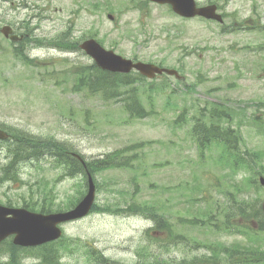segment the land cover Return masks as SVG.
<instances>
[{"label": "rangeland", "instance_id": "374dc122", "mask_svg": "<svg viewBox=\"0 0 264 264\" xmlns=\"http://www.w3.org/2000/svg\"><path fill=\"white\" fill-rule=\"evenodd\" d=\"M139 1L0 0V29L6 24L16 29L29 25L32 36L49 39H82L92 33L125 57L161 62L184 75L181 81L158 77L153 92L143 83L141 102L151 113L131 117L121 99L104 100L87 88L74 89L72 69L93 63L81 49L31 46L28 53L34 59L20 57L16 45L0 32V127L61 141L87 160L127 146L132 150V144L143 146L131 153L138 154L134 168L118 166L94 174L96 203L112 209L134 202L154 206L158 218L170 222L173 234L187 239L169 232L154 239L147 231L154 223L145 215L95 211L64 224L63 240L37 254H23L22 264L43 262V253L50 249L59 255L60 264H99L91 255L95 249L117 264H137L143 253L194 259L208 254L200 244L205 242L247 243L264 250L259 219L242 221L245 234L227 233L232 224L231 231L236 230L237 214L226 219L227 210L234 211L245 198L264 202V185L250 181L264 177L254 174L264 167V132L256 123L264 121V50H257L264 47V0H198L201 5L222 4L226 24L250 19L253 26H261L235 32H222L220 24L202 18H182L167 5L142 3L141 9L135 6ZM110 4L118 15L114 20L107 16ZM211 103L233 108L236 142L243 136L242 150L237 151L257 159L254 169L224 164L216 142L201 154L190 127L199 107ZM185 108L187 121L179 122ZM14 147V140L0 141V178L21 177L0 181V203L22 207L27 201L38 209L43 203L67 209L86 193L85 174L66 176L64 167L44 156L10 166ZM209 217L212 221L205 227L186 223H207ZM1 246L0 264H9V253H2L6 245ZM250 259L251 264H264L262 256Z\"/></svg>", "mask_w": 264, "mask_h": 264}, {"label": "trees", "instance_id": "16d2710c", "mask_svg": "<svg viewBox=\"0 0 264 264\" xmlns=\"http://www.w3.org/2000/svg\"><path fill=\"white\" fill-rule=\"evenodd\" d=\"M142 3L147 4V0H141L135 6H141L144 8ZM59 45L66 49H78V44L73 43L68 38H62V41H56ZM17 54H21L23 57L28 58L24 51L23 43L20 42L19 46H16ZM75 71L74 75H77V80L75 82V90H81L83 88H87L89 93L91 94H99L104 100H112V99H121L124 102V105H128V109L131 110L134 114H141L145 111L144 106L141 102L140 98V91L141 85L143 83L149 84V90L151 92L158 90L155 86V80H148L141 75H136L134 73L130 74H122V73H112L109 71L102 70L97 67L96 64H86V65H78L73 70ZM223 109V108H222ZM205 110V111H204ZM225 109L221 110L217 106L213 107H203L200 109V115L196 120V124L193 127V133L196 138L199 140V145L201 147L208 146L213 139L222 140L226 151L228 153L229 161L231 166L248 164L251 167L250 162H248L244 156L240 155L237 151V146H232L228 141L230 137H232V132H235L232 129L231 125V116L230 113L224 111ZM226 121L230 124L229 127L226 129L221 128L222 122ZM236 139V138H233ZM13 140L15 147L11 149V156L13 159L10 163V166L16 163L19 160H30L33 158H39L44 156V158H49L53 160V165L58 167H64L65 174H78L84 173L85 167L81 163L79 159L73 157L70 153L69 148L55 140V139H43L27 133L25 131H17L13 132ZM128 152V157H126V153ZM130 149H125L124 151H116L113 153L107 154L104 158L93 159L90 161H86L87 168L91 172L98 173L100 171L106 170L108 168L118 167V166H128L132 167L133 165V158L134 156H130L131 152ZM258 156H261L260 153H257ZM9 167V166H8ZM263 170L260 172L262 173ZM7 180H21L19 175H11L8 178H0L1 182H5ZM253 182L254 180L251 178L250 180ZM242 201L239 205L240 215L244 218V222L250 223L256 219H259V231L264 232V215L262 210L259 207V204L256 205V202H251L250 200ZM259 201L258 198L255 201ZM245 202V203H244ZM76 203L72 202L71 206H74ZM8 205L12 206L10 202ZM25 207L35 210V211H42V212H50L54 211V207L52 205H47L43 203L39 209L33 205L25 201ZM156 206V205H155ZM242 207V208H241ZM57 210H61L58 208ZM94 210L98 212H112V213H119L120 211L126 210L128 213L134 214H141L148 217H151L155 220V228L158 229H166L170 234L173 235L172 225L166 218L161 219L158 218V209L154 206L148 204H142L138 202H134L133 204L128 205V209H123L117 207L116 209H112L110 206L100 207L98 204L94 206ZM231 214L229 213L226 216V219H230ZM212 217H209L210 222ZM193 224H197L198 221L193 220L191 221ZM206 225V223H204ZM217 226H219L217 224ZM251 228H254L250 226ZM255 229V228H254ZM248 230H245L247 233ZM150 233V230H149ZM53 242L49 244H45L43 246L37 248H26L21 247L18 245L13 244L12 240L8 239L2 243L1 247H4V251L2 253H9V264H22L21 257L23 254H37L36 252L44 251V249L49 248V245H52ZM246 245V246H245ZM235 244L232 247L227 245H219L214 243H206V246L214 252L213 256H206L203 257L202 262L211 263L213 262L219 255L218 249L220 251H225L227 253H236L239 249L244 248V264H251L252 260L250 256H254L256 259L259 256L264 257V250L257 249L260 247H254L251 244ZM49 251V252H48ZM47 252V253H46ZM43 253V262L39 264H60L58 261L59 255L56 256V251L53 249L47 250ZM101 253V252H100ZM91 254L95 257L96 260H99V264H105L107 259L95 252L94 250ZM137 264H182L177 263L173 259H164L158 257L156 255H149L147 253H143L142 257L140 258Z\"/></svg>", "mask_w": 264, "mask_h": 264}, {"label": "water", "instance_id": "95a60500", "mask_svg": "<svg viewBox=\"0 0 264 264\" xmlns=\"http://www.w3.org/2000/svg\"><path fill=\"white\" fill-rule=\"evenodd\" d=\"M152 1L160 4H170L173 11L181 16L194 17L200 15L220 21L223 20L222 16L216 11V4L198 7L196 0ZM2 31L8 37L12 29L7 25ZM11 38L16 40L18 36L12 35ZM81 47L95 59L99 67L105 70L130 72L136 69L150 78H154L157 74H162L163 72L179 76L178 71L175 69L160 67L143 61L134 62L132 59L125 58L113 50L104 48L94 38L85 40ZM8 137V133L0 129V139H7ZM262 183H264V178H262ZM95 192L96 188L93 178L89 175L87 194L74 208L67 211L40 213L23 207H9L0 204V243L12 235L14 236V244L20 246H37L58 239L62 235V229L59 224L82 218L91 211L95 202Z\"/></svg>", "mask_w": 264, "mask_h": 264}, {"label": "flooded vegetation", "instance_id": "af4514ba", "mask_svg": "<svg viewBox=\"0 0 264 264\" xmlns=\"http://www.w3.org/2000/svg\"><path fill=\"white\" fill-rule=\"evenodd\" d=\"M208 3H212V2H208ZM217 5H218V9L221 11L222 8H223V7H222V4L220 5V4L217 3ZM222 13H223V12H222ZM223 14L225 15V13H223Z\"/></svg>", "mask_w": 264, "mask_h": 264}]
</instances>
